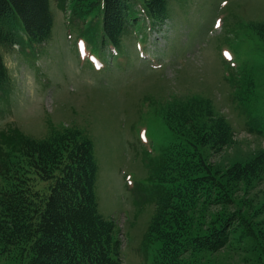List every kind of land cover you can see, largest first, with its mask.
Returning <instances> with one entry per match:
<instances>
[{"label": "rangeland", "instance_id": "rangeland-1", "mask_svg": "<svg viewBox=\"0 0 264 264\" xmlns=\"http://www.w3.org/2000/svg\"><path fill=\"white\" fill-rule=\"evenodd\" d=\"M162 1L157 19L145 10L144 2L157 12L153 0L131 2L142 30L120 35V60L107 57V49L104 58L89 33L79 32L85 30L80 16L74 19L69 6L61 10L53 2L45 46L0 48L9 80L0 99V133L18 131L44 142L78 131L90 140L98 212L115 227L119 264H151L146 236L156 210L154 185L166 164L161 152L175 142L161 119L167 105L197 98L191 107L208 109L211 124L229 131V145L205 149L212 171L232 172L264 151V136L255 130L264 121V0ZM148 55L152 63L141 60ZM92 61L103 68L94 70ZM261 174V180L248 176L237 186L234 199L241 206L222 214L231 216L232 242L205 255L203 264H264ZM20 255L0 246V264H24Z\"/></svg>", "mask_w": 264, "mask_h": 264}, {"label": "trees", "instance_id": "trees-1", "mask_svg": "<svg viewBox=\"0 0 264 264\" xmlns=\"http://www.w3.org/2000/svg\"><path fill=\"white\" fill-rule=\"evenodd\" d=\"M50 2L61 10L69 6L73 18L78 14L82 21L100 16L101 41L116 48L120 35L130 34L129 28L137 24L133 0H0V48L23 45L24 37L30 43L48 42ZM153 3L157 12L144 2L145 10L157 19L164 2ZM8 84L0 55V99L7 95ZM241 99L247 101V96L241 94ZM193 100L196 105L198 99ZM192 104L167 105L161 114L175 142L161 152L166 164L154 185L156 210L146 236L151 264H203L205 255L229 247L232 219L222 214L241 206L234 199L240 195L237 186L248 176L261 180L264 170L263 151L232 172L212 171L205 149L213 152L229 145V131L211 124L208 109ZM261 123L255 130L264 136ZM96 171L92 144L78 131L44 142L18 131L0 133V246L19 252L24 264H119L115 227L98 212ZM248 233L256 243L252 230Z\"/></svg>", "mask_w": 264, "mask_h": 264}]
</instances>
